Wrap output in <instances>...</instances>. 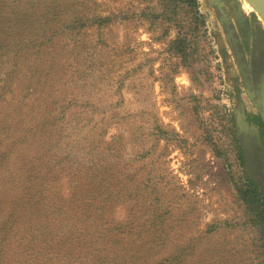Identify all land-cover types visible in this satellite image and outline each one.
<instances>
[{
    "label": "rangeland",
    "instance_id": "obj_1",
    "mask_svg": "<svg viewBox=\"0 0 264 264\" xmlns=\"http://www.w3.org/2000/svg\"><path fill=\"white\" fill-rule=\"evenodd\" d=\"M217 6L0 0V264H264V115Z\"/></svg>",
    "mask_w": 264,
    "mask_h": 264
},
{
    "label": "flooded vegetation",
    "instance_id": "obj_2",
    "mask_svg": "<svg viewBox=\"0 0 264 264\" xmlns=\"http://www.w3.org/2000/svg\"><path fill=\"white\" fill-rule=\"evenodd\" d=\"M225 3L227 12L217 7L220 13L224 12L223 26L232 47V57L239 68V80H235L236 92L246 94L248 102L253 106L258 104V108L262 109H258V113L263 112L264 115V21L256 15H246L234 0H225ZM234 16L238 18L234 19ZM250 116L255 118L262 133L264 120L256 119L258 115ZM263 167L264 163L259 165V169ZM256 181L264 185V177L259 176Z\"/></svg>",
    "mask_w": 264,
    "mask_h": 264
},
{
    "label": "water",
    "instance_id": "obj_3",
    "mask_svg": "<svg viewBox=\"0 0 264 264\" xmlns=\"http://www.w3.org/2000/svg\"><path fill=\"white\" fill-rule=\"evenodd\" d=\"M247 1L264 20V0H247ZM245 126H246V124H245ZM248 141L249 140H248L247 134L244 133L243 143H242L243 150H244V157H245V161H246V165H247V168L249 170V173L253 177V179L256 181L257 177H256V173L254 172V169L252 167L250 154H249Z\"/></svg>",
    "mask_w": 264,
    "mask_h": 264
},
{
    "label": "trees",
    "instance_id": "obj_4",
    "mask_svg": "<svg viewBox=\"0 0 264 264\" xmlns=\"http://www.w3.org/2000/svg\"><path fill=\"white\" fill-rule=\"evenodd\" d=\"M182 1H193V4L195 5L196 4V0H182ZM251 182V181H250ZM251 185H254L255 183L251 182L250 183ZM250 187V186H249ZM250 192L252 193V196H255L256 195V190L255 189H251Z\"/></svg>",
    "mask_w": 264,
    "mask_h": 264
},
{
    "label": "bare ground",
    "instance_id": "obj_5",
    "mask_svg": "<svg viewBox=\"0 0 264 264\" xmlns=\"http://www.w3.org/2000/svg\"><path fill=\"white\" fill-rule=\"evenodd\" d=\"M252 7V6H251ZM253 8V7H252ZM261 17V16H260ZM262 18V17H261ZM263 19V18H262Z\"/></svg>",
    "mask_w": 264,
    "mask_h": 264
}]
</instances>
